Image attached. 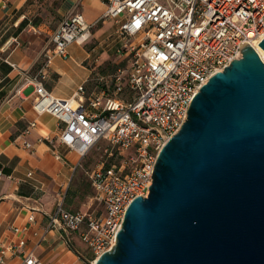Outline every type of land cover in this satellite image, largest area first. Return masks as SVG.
<instances>
[{
    "label": "built area",
    "instance_id": "1",
    "mask_svg": "<svg viewBox=\"0 0 264 264\" xmlns=\"http://www.w3.org/2000/svg\"><path fill=\"white\" fill-rule=\"evenodd\" d=\"M102 18L116 26L114 53L124 63H117L110 75L111 96L106 81L92 91L87 81L67 99L53 96L44 86L54 58L68 59L72 44L83 46L91 37L93 26L80 13L61 21L38 69L24 73L16 90L19 94L33 87L35 113L63 124L61 145L81 158L107 142L101 159L86 172L100 210L70 212L59 203L47 222L46 230L63 233L66 243L78 234L91 253L86 264L115 246L129 204L147 197L158 153L186 121L200 88L239 60L240 49L252 46L250 40L259 44L264 39V0H107ZM99 59L94 57L91 65L98 66ZM121 94L128 99L117 97ZM33 220L28 217V223ZM25 247L23 238L16 244L0 242V264L8 253H17L22 264H42Z\"/></svg>",
    "mask_w": 264,
    "mask_h": 264
},
{
    "label": "water",
    "instance_id": "2",
    "mask_svg": "<svg viewBox=\"0 0 264 264\" xmlns=\"http://www.w3.org/2000/svg\"><path fill=\"white\" fill-rule=\"evenodd\" d=\"M240 50L194 96L94 264H264V63Z\"/></svg>",
    "mask_w": 264,
    "mask_h": 264
},
{
    "label": "crops",
    "instance_id": "3",
    "mask_svg": "<svg viewBox=\"0 0 264 264\" xmlns=\"http://www.w3.org/2000/svg\"><path fill=\"white\" fill-rule=\"evenodd\" d=\"M106 4L107 0H0V242L25 239V249L42 264H86V252L91 259L78 234H71L66 243L63 233L46 228L59 203L70 212H89L84 209L95 193L86 172L94 165L84 168L86 156L61 145L63 124L49 114L35 113L33 87L19 94L16 90L24 73L38 69L51 35L73 13L93 26L91 37L83 46L72 44L68 59L54 58L44 86L53 96L67 99L87 82L83 64L93 74L100 52L117 40L114 22L102 18ZM42 7V13L30 15L32 8ZM96 56L99 65L94 67L91 60ZM17 227L26 230L15 234ZM4 263L22 264V258L8 253Z\"/></svg>",
    "mask_w": 264,
    "mask_h": 264
},
{
    "label": "rangeland",
    "instance_id": "4",
    "mask_svg": "<svg viewBox=\"0 0 264 264\" xmlns=\"http://www.w3.org/2000/svg\"><path fill=\"white\" fill-rule=\"evenodd\" d=\"M31 3H28V6H30ZM44 10V8H32L31 9V14L30 15H38L40 13H42ZM15 19V17H14ZM117 41L114 42V43H111L103 52H100V55H101V59H100V65L95 69L94 73L93 74H89V72L87 70L88 67L86 64H83V67L85 68V72L87 74V78H89V81L88 80V89H90L89 91H92L94 89H100L102 88V84L103 82H108L107 86L108 87V93L110 94V96L112 95V86L110 85V75L114 72L115 70V67H116V64L118 63L120 66H123L124 63H120L121 59L119 57H116L115 56V53H114V46L117 44ZM45 49L43 50V53L41 54V57H40V63L43 61V54L45 52ZM100 77H104V81L102 82H99L97 80V78H100ZM105 88V86H104ZM117 97L119 98H122V99H128L127 95L126 94H121V95H118ZM107 142L105 141H101L96 147H94L92 150H90L88 152V154L86 155V157L83 159V162H82V166L84 168H89V167H92L99 159H101V157L103 156V149L105 147H107ZM93 191H91V196H93ZM85 211H98L100 210V206L99 204L95 201V199L91 198L89 200V204L87 206V208L84 209ZM85 260H90V258L88 257V253L86 252V254L83 255ZM84 260V261H85Z\"/></svg>",
    "mask_w": 264,
    "mask_h": 264
},
{
    "label": "bare ground",
    "instance_id": "5",
    "mask_svg": "<svg viewBox=\"0 0 264 264\" xmlns=\"http://www.w3.org/2000/svg\"><path fill=\"white\" fill-rule=\"evenodd\" d=\"M250 44L253 46V48L255 49V51L258 53V55L260 56V59L262 60V62L264 63V52L263 50L258 46L256 39L250 40ZM94 264V263H92Z\"/></svg>",
    "mask_w": 264,
    "mask_h": 264
},
{
    "label": "trees",
    "instance_id": "6",
    "mask_svg": "<svg viewBox=\"0 0 264 264\" xmlns=\"http://www.w3.org/2000/svg\"><path fill=\"white\" fill-rule=\"evenodd\" d=\"M6 72H8V70Z\"/></svg>",
    "mask_w": 264,
    "mask_h": 264
}]
</instances>
